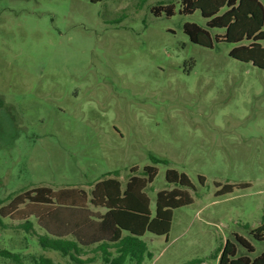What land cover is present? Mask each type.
Here are the masks:
<instances>
[{
  "label": "rangeland",
  "instance_id": "obj_1",
  "mask_svg": "<svg viewBox=\"0 0 264 264\" xmlns=\"http://www.w3.org/2000/svg\"><path fill=\"white\" fill-rule=\"evenodd\" d=\"M169 4L174 15L155 14ZM181 7V0H0L3 204L40 186L90 192L114 171L125 184L135 166L142 173L155 165L145 190L155 214L158 192L175 187L166 179L175 168L190 177L194 202L174 210L168 235L141 237L150 254L140 264H218L236 234L252 241L253 257L264 252L250 232L264 222V70L231 57L234 43H193L184 24L207 28V19ZM4 223L0 251L25 264H80L41 247L20 221ZM89 257L81 264H111L92 248L82 254ZM0 264L18 261L0 256Z\"/></svg>",
  "mask_w": 264,
  "mask_h": 264
},
{
  "label": "trees",
  "instance_id": "obj_2",
  "mask_svg": "<svg viewBox=\"0 0 264 264\" xmlns=\"http://www.w3.org/2000/svg\"><path fill=\"white\" fill-rule=\"evenodd\" d=\"M181 4V13L200 10L207 19V28L196 22L184 24V31L193 43L209 48L220 41L234 43L231 57L264 70V0H181ZM163 11L172 16L175 5L155 8L156 15ZM210 29L224 32L213 35ZM150 157L154 163H169L154 154ZM132 171L134 175L125 184L118 177L119 171L109 172L115 176L98 181L90 192L80 187L40 186L16 193L6 204L0 200V226L5 228L4 219L20 221V227L36 236L41 247L68 254L76 263L93 262L94 257L82 258V254L92 248L101 251L103 259L111 264H127L128 258L140 264L145 253L150 254L141 237L146 232L168 235L174 210L194 202L187 189L193 187V183L185 172L168 168L166 179L175 187L158 192L153 214L151 199L145 190L157 176V167L147 165L139 173L135 166ZM200 179L203 181L204 177ZM229 188L231 186L225 189ZM33 221L44 233L34 230ZM250 232L254 239L264 242V222ZM112 249L118 252L113 259L110 258ZM255 250L252 241L236 234L235 241L227 240L220 249L218 264H264V252L253 257ZM0 256L25 264L19 254L12 257L7 250L0 251ZM196 262L203 260L193 261Z\"/></svg>",
  "mask_w": 264,
  "mask_h": 264
}]
</instances>
